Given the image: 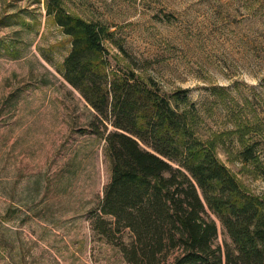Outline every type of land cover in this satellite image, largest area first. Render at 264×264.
<instances>
[{
    "label": "rangeland",
    "instance_id": "rangeland-1",
    "mask_svg": "<svg viewBox=\"0 0 264 264\" xmlns=\"http://www.w3.org/2000/svg\"><path fill=\"white\" fill-rule=\"evenodd\" d=\"M64 5L110 29L120 67L167 94L188 90L199 136L215 139L223 164L264 199V0ZM70 50L46 0H0V264H129L93 227L111 163L89 126L94 109L63 77ZM241 117L263 122L258 161L239 158Z\"/></svg>",
    "mask_w": 264,
    "mask_h": 264
},
{
    "label": "trees",
    "instance_id": "trees-1",
    "mask_svg": "<svg viewBox=\"0 0 264 264\" xmlns=\"http://www.w3.org/2000/svg\"><path fill=\"white\" fill-rule=\"evenodd\" d=\"M46 8L71 44L63 77L94 109L89 126L111 163L94 230L129 264H264V199L223 164L215 139L199 136L189 91L167 94L120 67L110 29L69 13L64 0ZM258 124L238 121L242 163L256 158Z\"/></svg>",
    "mask_w": 264,
    "mask_h": 264
}]
</instances>
